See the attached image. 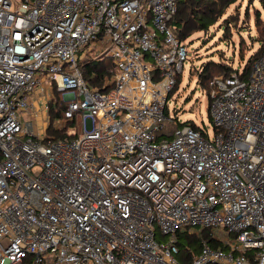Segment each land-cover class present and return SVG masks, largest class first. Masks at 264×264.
<instances>
[{
  "label": "built area",
  "instance_id": "built-area-1",
  "mask_svg": "<svg viewBox=\"0 0 264 264\" xmlns=\"http://www.w3.org/2000/svg\"><path fill=\"white\" fill-rule=\"evenodd\" d=\"M181 1L0 0V264H264V52L211 80L212 134L159 136ZM103 59L108 92L83 73ZM204 230L198 253L179 244Z\"/></svg>",
  "mask_w": 264,
  "mask_h": 264
},
{
  "label": "rangeland",
  "instance_id": "rangeland-1",
  "mask_svg": "<svg viewBox=\"0 0 264 264\" xmlns=\"http://www.w3.org/2000/svg\"><path fill=\"white\" fill-rule=\"evenodd\" d=\"M227 18H230L232 25L225 34L223 22ZM262 38H264V9L258 1L237 0L234 5L226 9V14L217 25L208 32L195 34L185 41L188 60L183 78H180L179 84L173 91L171 114H175L182 123L193 121L199 127H206L212 134L214 128L209 114V97L198 85V70L210 60L243 68L260 49ZM214 76L219 75L214 74ZM55 94L56 98L61 95ZM66 103L65 101L64 104ZM39 118L43 121L47 117L42 115ZM33 123L36 124V121L33 120ZM43 125L40 123V127ZM171 125V122H167L159 136L163 137L171 133L168 132L173 129ZM70 128L77 130V126L72 124ZM35 131L38 132L36 125Z\"/></svg>",
  "mask_w": 264,
  "mask_h": 264
},
{
  "label": "trees",
  "instance_id": "trees-1",
  "mask_svg": "<svg viewBox=\"0 0 264 264\" xmlns=\"http://www.w3.org/2000/svg\"><path fill=\"white\" fill-rule=\"evenodd\" d=\"M258 1L259 4L264 9V0H251ZM237 0H184L179 3V7L177 13L174 17L173 22L171 23V28L178 40L181 42H185L190 39L193 35L198 33H206L208 32L213 26L217 25L226 14V9L229 8L231 5H234ZM260 19V17H259ZM232 25V21L230 18H227L223 22V27L225 34L228 32ZM260 49L254 53L252 58L249 62L244 66V73H248L252 62L254 59L260 57L264 52V38L261 40ZM113 70L114 64L110 59H103L88 63L85 65L83 69L84 78L86 84L100 92H108L111 87V79L113 77ZM233 70V66L230 64H222L217 63L215 61H207L203 65H201L200 69L198 70V85H200L201 89L205 91L208 95L211 91L210 82L213 79L214 74L216 75H229L230 72ZM180 77H178L177 85L179 84ZM176 85V87H177ZM175 87V88H176ZM175 90V89H174ZM173 90V91H174ZM55 93H58L55 91ZM173 92L169 95V100L172 99ZM59 98H56V94L54 99H52L50 103V121L53 123L55 120L65 118V112L68 109V104H64L65 101L62 100L63 98L61 95ZM174 111V109H173ZM210 111V107H209ZM210 113V112H209ZM167 116H173V121L171 122L172 130L168 131L171 133H167V137L170 138L172 136V132L184 125L191 124L195 127L193 121L188 122H180L178 117L175 114H171L170 109L167 107L166 109ZM82 118L80 115L75 116L74 120L69 123L68 126L71 124L77 126V135L81 133V125H82ZM48 134L56 139H64L66 137H73L68 136L66 133V129L64 130H56L50 126L48 130ZM209 239V231L204 230L203 232H199L195 235H187L183 234L179 244L181 247L185 248L189 246L194 254L198 253L201 249L202 241ZM209 241V240H208ZM212 246H218L217 244H212Z\"/></svg>",
  "mask_w": 264,
  "mask_h": 264
}]
</instances>
